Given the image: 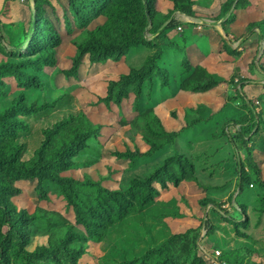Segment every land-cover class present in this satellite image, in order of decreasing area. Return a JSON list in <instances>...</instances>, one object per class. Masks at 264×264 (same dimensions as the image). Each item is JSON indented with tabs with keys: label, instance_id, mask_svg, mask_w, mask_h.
Masks as SVG:
<instances>
[{
	"label": "rangeland",
	"instance_id": "1",
	"mask_svg": "<svg viewBox=\"0 0 264 264\" xmlns=\"http://www.w3.org/2000/svg\"><path fill=\"white\" fill-rule=\"evenodd\" d=\"M225 5L0 0V113L25 108L15 127L24 161L36 176H54L45 132L75 115L53 142L64 145L88 118L91 137L59 175L117 191L119 204L108 211L84 192L94 223L106 227L97 239L57 184L14 182L16 195L0 202L21 217L5 222L0 209V264H204L202 246L225 264H264V0H234L224 17ZM152 23L163 30L156 39ZM33 27L41 36L31 51ZM19 61L28 76L15 72ZM11 142L0 131L1 156ZM120 208L136 212L107 231Z\"/></svg>",
	"mask_w": 264,
	"mask_h": 264
},
{
	"label": "trees",
	"instance_id": "2",
	"mask_svg": "<svg viewBox=\"0 0 264 264\" xmlns=\"http://www.w3.org/2000/svg\"><path fill=\"white\" fill-rule=\"evenodd\" d=\"M234 0H227V5L223 7L221 14L224 16L225 13L229 10L231 4L233 3ZM189 6H182L180 9L185 13H191L189 10ZM171 24H175L176 27V22L174 20L170 21ZM169 22V23H170ZM149 23V22H148ZM149 26V25H147ZM143 32V37L145 39L146 37V27ZM171 25H168L166 28H170ZM161 27H156L152 23V27L150 28V31L152 32H157ZM162 32L158 33L154 38H158L161 36ZM40 32L37 31L36 27H33V29H29L27 33V38L26 41H29V49L31 51H34L36 49V43L38 39L40 38ZM138 43V41L132 40L131 43L128 44L129 46H134ZM127 48V47H124ZM122 48V49H124ZM185 64H189L187 57H185ZM44 61L45 64L47 62V57L46 55H39L35 62L34 65L36 68L40 67V62ZM24 62L19 61L15 65L16 69L15 72L19 75V77L22 76H28V73L24 70L22 64ZM190 65V64H189ZM191 66V65H190ZM192 68V67H190ZM203 68L202 65L196 66V69ZM204 69V68H203ZM215 84V83H214ZM212 86L205 87L206 90L210 89ZM200 88V87H199ZM22 104L18 105H13L11 109L7 110L6 112L0 113V131L7 133V136L12 137V142L11 145L6 148L7 152L4 154H0V170L6 168L7 169V174L6 176H1L0 174V196L3 199L2 201H8L16 195L18 192V189L14 186V182L26 179V178H35L38 177L39 180V186L43 185V181L45 180H51L52 183H55L59 186L61 190V194L66 198L68 201L69 205H71L74 209L75 215L77 222L79 224H82L88 233L92 235V237H96L97 239L102 238V235L100 236V230L102 228H106L103 224H98L94 223V219L92 217V214H95L94 210L92 209L90 202L91 199L89 195L87 197H84V192L86 190H91L92 193V199L98 203L100 207H104V209L108 210L113 209L114 206L119 208V204L116 201V196L118 195L117 191H112L107 188H104L100 183L93 182V181H79L73 178H62L59 175V172L62 170H67L70 169L71 166H73V160L71 158H68L67 155L71 154V157H76L77 153L80 151L79 148H76L74 152L72 151V148L74 146H79L82 142L83 139L85 138H90L94 129L93 125L90 123L88 118L83 119V125L78 124L77 127L74 128V134L79 137L77 140L74 139L71 142H68L67 144L64 143V145H54L53 142L57 140V136L59 132H62L63 130L67 129L69 126L74 125L72 122L75 120V115L69 116L67 119L61 120L55 127L52 129L48 130L45 132V136L47 138V148L42 149V152L44 154L43 159L44 162L46 163V166H49L53 168L54 176H49L46 173H44L42 170H38L41 172H38V175L36 176L34 174V169L35 167H32L28 161H24V154H25V149L24 146L20 143L21 140V130H17L15 127L16 125H20L21 119L17 116L18 113L21 110H25ZM17 117V118H16ZM165 131V128H164ZM167 132V131H166ZM236 135L239 137L240 141L242 144H244V132L243 128H240ZM65 137V135H63ZM178 137L177 133L174 134L169 141H163L159 144L155 145L153 142L151 143L149 140H147L148 143L154 146L155 148H162L168 143H173L175 142L176 138ZM66 138V137H65ZM64 141V140H63ZM61 148V150H60ZM60 170V171H59ZM152 192V189H151ZM106 198H109L107 201ZM7 202V203H8ZM11 205V203H8V206ZM0 209H4L3 215L5 222H8L9 220L13 218H19L21 215L18 214H13L11 213L8 208L5 205H2L0 202ZM120 214H117L113 218L112 216V224L109 225L110 228H108L107 231H110L111 229L114 228L115 224L120 223L131 213L136 212L134 209H131L130 212H127L123 208H120ZM146 211V210H145ZM89 214V216H87ZM96 229V230H93ZM98 229V230H97ZM115 229V228H114ZM42 250H47L46 247H42ZM150 255H154L152 253L148 254L147 257L145 258V261L149 258ZM201 256V255H199ZM201 261L206 264L202 256L200 257ZM142 263V262H141ZM143 264V263H142Z\"/></svg>",
	"mask_w": 264,
	"mask_h": 264
},
{
	"label": "built area",
	"instance_id": "3",
	"mask_svg": "<svg viewBox=\"0 0 264 264\" xmlns=\"http://www.w3.org/2000/svg\"><path fill=\"white\" fill-rule=\"evenodd\" d=\"M179 29H181V26H178ZM158 34V31L155 32L153 36H156ZM200 254L206 264H225L223 253L220 250L216 251H207L205 247H200Z\"/></svg>",
	"mask_w": 264,
	"mask_h": 264
},
{
	"label": "crops",
	"instance_id": "4",
	"mask_svg": "<svg viewBox=\"0 0 264 264\" xmlns=\"http://www.w3.org/2000/svg\"><path fill=\"white\" fill-rule=\"evenodd\" d=\"M227 13V12H226ZM226 13H225V15H226ZM225 15H224V17H225ZM161 31H163L162 30V27L158 30V33L159 32H161ZM190 41H192L191 39H190ZM202 44H204V43H202ZM207 46V45H206ZM191 48V51L193 52V54H195V53H202V52H198V49L197 48H195V47H190ZM210 49V47H207V48H205V50H209ZM189 54L190 53H187V55H185L186 57H189ZM189 59V58H188ZM207 60V59H206ZM213 72V71H212Z\"/></svg>",
	"mask_w": 264,
	"mask_h": 264
}]
</instances>
